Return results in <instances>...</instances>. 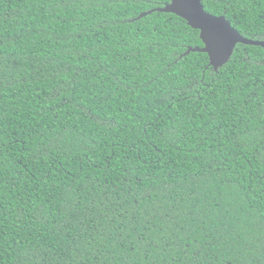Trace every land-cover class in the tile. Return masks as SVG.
I'll return each instance as SVG.
<instances>
[{
	"label": "trees",
	"instance_id": "1",
	"mask_svg": "<svg viewBox=\"0 0 264 264\" xmlns=\"http://www.w3.org/2000/svg\"><path fill=\"white\" fill-rule=\"evenodd\" d=\"M170 3L0 0V264H264V48L215 71Z\"/></svg>",
	"mask_w": 264,
	"mask_h": 264
},
{
	"label": "water",
	"instance_id": "2",
	"mask_svg": "<svg viewBox=\"0 0 264 264\" xmlns=\"http://www.w3.org/2000/svg\"><path fill=\"white\" fill-rule=\"evenodd\" d=\"M204 0H171L170 4H167L165 7L160 8V9H155L152 11H149L147 13L142 14L139 19L145 18L155 12L158 13H166V14H173L176 15L177 17L183 19L186 21L189 27H191L193 30L199 31L200 32V39L204 45L203 48L197 47V48H189L187 51V55L191 53H204L209 56L210 60V66L217 71L219 68L227 65L233 55L234 52L237 48L238 45H246V46H255V47H262L264 48V41H255V40H250L242 36L235 28L232 27L231 23L225 18V17H216L208 12L205 11L204 5H203ZM182 3H190L192 5H197L199 9L204 13V15L210 16L212 19L219 20L221 21L224 25L228 27V30L231 34V39L228 42L226 46H221L215 54L213 52L208 50V46L206 41L204 40L203 37V30L200 28H196L195 24H191V21H189L185 14L184 11L181 9V4Z\"/></svg>",
	"mask_w": 264,
	"mask_h": 264
},
{
	"label": "snow or ice",
	"instance_id": "3",
	"mask_svg": "<svg viewBox=\"0 0 264 264\" xmlns=\"http://www.w3.org/2000/svg\"><path fill=\"white\" fill-rule=\"evenodd\" d=\"M182 11L185 12L187 19L191 24H195L196 28L203 30V37L207 43L208 50L215 52L221 47L226 46L231 39L228 27L221 21L212 19L210 16L204 15L197 5L190 3L181 4Z\"/></svg>",
	"mask_w": 264,
	"mask_h": 264
}]
</instances>
